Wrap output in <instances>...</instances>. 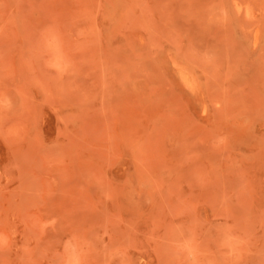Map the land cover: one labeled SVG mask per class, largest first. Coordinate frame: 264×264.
I'll return each mask as SVG.
<instances>
[{
	"label": "rangeland",
	"instance_id": "obj_1",
	"mask_svg": "<svg viewBox=\"0 0 264 264\" xmlns=\"http://www.w3.org/2000/svg\"><path fill=\"white\" fill-rule=\"evenodd\" d=\"M0 264H264V0H0Z\"/></svg>",
	"mask_w": 264,
	"mask_h": 264
}]
</instances>
